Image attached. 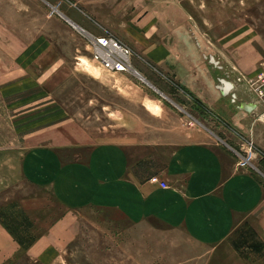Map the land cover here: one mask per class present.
<instances>
[{
    "label": "rangeland",
    "instance_id": "rangeland-1",
    "mask_svg": "<svg viewBox=\"0 0 264 264\" xmlns=\"http://www.w3.org/2000/svg\"><path fill=\"white\" fill-rule=\"evenodd\" d=\"M97 4L98 12L106 6L104 0H0V226L16 247L13 254L0 257V264L184 260L172 251L186 246L178 236L133 226L113 211L85 208L69 213L48 191L25 185L22 160L34 148H72L64 157L76 161L85 160L88 150L99 144L138 142V135L157 143L171 134L180 143L201 132L238 167L252 168L264 193L262 146L217 106L208 112L196 100L177 94L168 65L160 67L150 59L191 56L188 36L195 55L211 64L217 87L223 80L225 92L236 85L255 103L245 80L264 72V0H109V28L116 33L108 34L131 48L133 67L142 80L133 74L110 75L91 62L87 35L106 34L97 27L99 18L89 14L87 6ZM171 9L180 25L188 22L177 34V45L144 50L155 33L140 21L148 15L153 22L160 12L168 28L174 23ZM232 96L230 92L227 98L231 103L236 101ZM237 104L232 103L235 111ZM252 114L253 125L264 132V118ZM146 146L141 156L134 152L133 160L152 157L153 169L162 168L173 147ZM244 159L249 163L243 167ZM63 218L67 224L55 229ZM49 235L56 239L48 240ZM220 248L221 255L210 264H264V203Z\"/></svg>",
    "mask_w": 264,
    "mask_h": 264
},
{
    "label": "crops",
    "instance_id": "crops-1",
    "mask_svg": "<svg viewBox=\"0 0 264 264\" xmlns=\"http://www.w3.org/2000/svg\"><path fill=\"white\" fill-rule=\"evenodd\" d=\"M104 1L106 6L100 12V4L96 8L88 5L89 14L99 18L97 27L100 30L116 33L109 28V0ZM156 16L159 19H153V22L148 15L140 21L145 28L153 27L155 33L153 43H148L147 39L144 50L176 46L178 32H184L188 25V22L180 25L178 14L172 9L170 18L174 23L168 28L163 26L166 23L162 13H155ZM150 20L152 26L148 25ZM186 42L191 56L172 55L166 61L144 53L154 64L168 65L170 82L177 94L196 100L208 112L217 106L224 117L259 143L264 151V132L253 125V112L244 109V106H253L251 95L232 84V89L223 93L211 80L209 61L195 55L188 36ZM197 46H200L198 42ZM230 92L238 102L237 111L232 105L236 101H228ZM246 121L252 123L249 125ZM134 137L138 142L131 139L126 144L96 145L88 150L85 160H65V153L73 152L72 148L31 149L22 160L23 182L32 189L48 191L69 213H78L85 208L113 211L133 226H147L158 233L178 236L186 246H176L172 250L175 255L184 256V260L177 264H210L221 255L223 250L220 247L231 239L235 230L261 209L264 193L259 179L252 168L238 167V162L230 154L212 146L201 132L184 136L187 141L180 143L177 135L172 134L163 136L157 143L140 135ZM148 144L173 147L162 168L153 169L152 157L133 160L134 152L141 156L142 149ZM153 177L165 183L167 188L153 183ZM67 221L68 218H63L55 229L60 230V225L67 224ZM48 238L56 239L51 235ZM40 243L35 244L31 252ZM15 249L14 240L0 226V257L6 256L8 251L13 254ZM236 264L244 263L238 261Z\"/></svg>",
    "mask_w": 264,
    "mask_h": 264
},
{
    "label": "built area",
    "instance_id": "built-area-1",
    "mask_svg": "<svg viewBox=\"0 0 264 264\" xmlns=\"http://www.w3.org/2000/svg\"><path fill=\"white\" fill-rule=\"evenodd\" d=\"M87 46L90 51L91 62L105 72L110 74L138 75L132 63L135 56L133 51L129 46L115 38L113 35L106 33L102 36L96 37L89 34L87 35ZM241 79L238 78V81H241ZM245 81H247L246 84L256 99L253 106L247 111L255 114L258 113V117L264 118V112L261 113L262 110L260 109H264V72L256 78L247 79ZM218 88L223 93H226L224 89V80L220 82ZM244 161L245 162L241 163L243 167L245 163H249L247 159H244ZM151 181L155 184H159L162 188H167L165 183L159 182L155 177L152 178Z\"/></svg>",
    "mask_w": 264,
    "mask_h": 264
},
{
    "label": "water",
    "instance_id": "water-1",
    "mask_svg": "<svg viewBox=\"0 0 264 264\" xmlns=\"http://www.w3.org/2000/svg\"><path fill=\"white\" fill-rule=\"evenodd\" d=\"M244 109H245V110H249L250 107H249V106H244Z\"/></svg>",
    "mask_w": 264,
    "mask_h": 264
},
{
    "label": "bare ground",
    "instance_id": "bare-ground-1",
    "mask_svg": "<svg viewBox=\"0 0 264 264\" xmlns=\"http://www.w3.org/2000/svg\"><path fill=\"white\" fill-rule=\"evenodd\" d=\"M136 77L140 78L142 80V78L139 75H136Z\"/></svg>",
    "mask_w": 264,
    "mask_h": 264
}]
</instances>
